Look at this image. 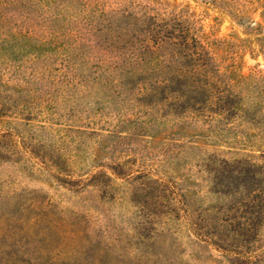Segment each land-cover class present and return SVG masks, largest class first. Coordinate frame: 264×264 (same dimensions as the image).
Wrapping results in <instances>:
<instances>
[{
  "label": "rangeland",
  "instance_id": "obj_1",
  "mask_svg": "<svg viewBox=\"0 0 264 264\" xmlns=\"http://www.w3.org/2000/svg\"><path fill=\"white\" fill-rule=\"evenodd\" d=\"M150 1L0 0V264H231L230 246L166 221L179 207L173 187L192 178L198 157L177 164L164 145L170 124L150 138L149 111L121 85L98 29L100 11ZM210 15L218 36H245L230 17ZM235 61L245 73L264 69L247 50ZM212 143L203 150L242 153ZM191 200L194 211L223 202Z\"/></svg>",
  "mask_w": 264,
  "mask_h": 264
},
{
  "label": "trees",
  "instance_id": "obj_2",
  "mask_svg": "<svg viewBox=\"0 0 264 264\" xmlns=\"http://www.w3.org/2000/svg\"><path fill=\"white\" fill-rule=\"evenodd\" d=\"M211 10L230 17L245 36H218ZM99 17L98 29L109 36L106 46L121 67V85L134 87L149 111L150 138L162 134L152 127L170 124L164 145L177 164L188 153L198 157L192 178L183 175L174 185L179 207L166 221L207 244L230 246L231 264H255L258 251L264 253V69L245 73L235 58L247 50L264 59V0H151L100 11ZM234 44L239 50H232ZM227 57L233 60L226 64ZM208 141L242 153L206 152ZM165 182L171 183L162 182L167 192ZM202 194L223 202L192 210L191 197Z\"/></svg>",
  "mask_w": 264,
  "mask_h": 264
}]
</instances>
